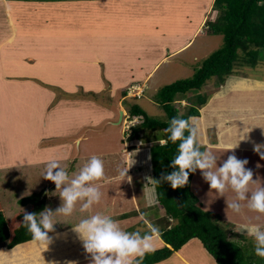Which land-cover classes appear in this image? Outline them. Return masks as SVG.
I'll return each instance as SVG.
<instances>
[{
    "label": "crops",
    "instance_id": "1",
    "mask_svg": "<svg viewBox=\"0 0 264 264\" xmlns=\"http://www.w3.org/2000/svg\"><path fill=\"white\" fill-rule=\"evenodd\" d=\"M214 2L215 0H0V58L9 60L5 62L7 68H0L1 75L5 77H0V155L8 152L4 147L7 148V139L11 138L16 144L18 156L22 158L31 153L48 154L52 157V154L61 152L67 159L71 154V144H50L63 132L56 128L58 133H42L53 126L49 124L48 118L60 106L69 107L65 112L74 117L72 121L68 118L71 126L77 125L80 117L97 113L93 114L95 121L92 119L90 123L80 125L81 130L95 122L113 126L120 124L122 120L115 122L114 119V101L111 110H104L95 104H99V100L95 102L90 96H76V93L81 90L85 93L93 92L92 95L95 92L103 94L105 89L114 95L117 90H127L129 88L124 87L128 80L121 83L118 80L121 74H125L122 66L126 70L132 69L133 74L140 73L146 63L143 60H153V64L157 65L173 54L184 52L200 34L203 37L211 36L205 31L206 24L213 15ZM191 13H198V22H191L190 19L194 18ZM201 22L205 24L199 26ZM34 79H38V82ZM263 81L246 80L253 89L250 87L242 90L244 93L257 94L258 101L246 102L239 107L233 103L228 104L233 100L228 93H223L224 88L210 99L214 102H209L204 107V114L201 113L197 118L203 120L202 136L200 137L197 129V140L206 147L205 151L221 155L217 166L229 155H238L237 158L243 160L246 153H258L254 150L256 145H264ZM106 83H110L111 87L106 89ZM238 90L241 91V88ZM220 96L224 98L217 102ZM81 107L86 109H78ZM226 108L229 109L228 115L223 114ZM205 114L209 116L206 120ZM213 118H219L214 130L207 126V120ZM38 122L42 126L37 130ZM236 123L240 125L239 128ZM207 130L214 131L215 138L210 143L207 142ZM260 152L264 153V147H261ZM38 161L40 160H35L32 166L38 167ZM249 162L245 166L248 169L254 167ZM200 173L197 169L192 180V191L205 211L215 213L212 206L218 200L212 193H217L210 189L203 178H198ZM253 180L264 184V172L263 179ZM144 182V209L112 217L125 231L144 234L150 232V225L157 226L159 230L172 225V220L164 217L165 211L159 206L158 200L149 207L147 201L153 195V185H147L146 179ZM256 186L250 185L252 188ZM132 197H135L133 206L137 209L136 195ZM226 200L231 201L232 198ZM228 215L237 223L236 233L240 235H245L240 231L241 225L254 223L264 227V215L249 211L246 205L239 214L231 211ZM162 223L164 225H160ZM74 227L49 233L50 242L45 248L50 253L49 259H44L43 262L40 258L34 264H91V254L85 251L83 241ZM163 246L159 236L155 241V250ZM45 250L40 254L44 256ZM37 253L39 252L35 254ZM26 257L20 259V262L23 259L25 262ZM136 260L134 264H138ZM157 264L215 263L202 244L193 240L170 258Z\"/></svg>",
    "mask_w": 264,
    "mask_h": 264
},
{
    "label": "rangeland",
    "instance_id": "2",
    "mask_svg": "<svg viewBox=\"0 0 264 264\" xmlns=\"http://www.w3.org/2000/svg\"><path fill=\"white\" fill-rule=\"evenodd\" d=\"M191 15L194 16V18L190 19L191 22H198V13H191ZM1 20L2 15L0 14V22ZM204 24V22L203 24L201 22L199 26ZM204 29L205 27L203 26L202 30ZM223 44L224 42L222 36L203 37V35L200 34L195 42L179 55L173 54L171 58L169 57L167 60H163L157 65L153 64V60H143L146 63L140 73L133 74L132 72L134 71L132 69L126 70V67L122 66V72L125 74H118V76L120 75L118 80L120 83L121 81L128 80L124 88L128 87L130 90H117L114 92V95H112L111 92H108L109 90L105 91V89L103 90V94L95 92V95L79 90V92L76 93V96H90L95 102L99 100V104L95 102L93 103L101 106L104 110L105 108L111 110V105L114 101L115 104L112 111H114L116 115L114 114L115 118L112 115L111 116L116 122L120 120L119 117L121 116V112H123L122 121L120 124L114 126L103 122H95L94 124H89V127L81 130V128H79L80 125L82 124L84 126L90 123L92 119L95 121L96 118L93 114L97 113H91L88 117H80L77 121L78 124L71 126L69 121L74 120V117L72 115L68 116V112H65L68 111L69 107H58V109L55 112H52V115L48 118L49 124H53V126L48 130H43L42 133H56L57 129L58 131L63 132V134H58L57 138L54 141H51L50 144L58 145L60 142H67L68 144H71V154L69 153L67 159L64 158L63 153L61 152L52 154V157L48 154L41 153L40 155H34L31 153L25 154L22 158L17 154V147L14 140L8 138V146L7 148L4 147V149H7L8 152L4 153V155H0V168H5L0 169V199L5 207L4 209L7 219H12L21 209V206L19 205L21 199L34 193H39L42 190L48 194V208L55 211L58 207H60L62 201L59 196V190H56L55 184L52 181L43 178L46 165L51 160L58 161L61 166L68 171L71 178L79 172V170L92 156L99 157L104 163V178L100 181L94 182L102 193L100 203L94 205L87 212H81L80 203H78L71 216L56 215L54 217L55 224L53 231H62L64 228L76 226L81 219L87 218L95 213H102L110 217H115L122 213H128L129 211L141 212L145 206L144 196H146L144 180L146 176L152 177L150 148L153 145V141H143L142 143L139 142L136 145L129 142L128 137L132 133L133 126L138 124V121L141 120L140 118L131 119L129 111L133 105L138 104L151 118L165 122L167 120L166 114L164 110L155 102L157 92L164 86L170 85L176 81L193 78L196 70L201 66L202 62L212 53L222 48ZM6 61L8 62L9 60L0 58V68H7V64H5ZM0 77L5 79L3 75ZM246 80H264V49L260 50L259 62L255 67H240L238 69V74L229 77L226 83L218 89L215 88L212 81H209L204 89L198 93L211 94L212 99L216 97L218 92H221L225 88L223 93L225 95L228 93L230 95V99L233 100L232 102L229 101L228 104L233 103V105L237 107L243 106L246 102L251 103L259 100L257 94L253 92L244 93L242 91L250 87L253 89V86L248 84ZM34 81L38 82V79H34ZM233 84H235L234 87ZM105 87L106 89H108V87L110 88V83H106ZM239 88H241V91L238 90ZM61 93L62 92L59 91V95L62 96ZM124 93H126V96ZM191 95L193 96L194 94L192 93ZM222 98L224 97H218L219 100L217 102H219ZM209 102L214 101L209 100ZM185 104V101L181 103L182 111ZM204 107L200 110L203 114L205 112ZM64 108L66 110H64ZM78 109H86V107ZM226 109L227 110L224 111L223 114L228 115L229 109ZM208 117L209 116L205 114V120ZM217 122H219V118L207 120V126L214 130ZM191 123L196 127V133L198 129L201 137L203 132L201 123H203V120L193 118ZM235 125L237 128L240 127L238 123ZM41 126L42 124L38 122L36 129H40ZM69 130H71V135L68 134ZM206 133L207 142L210 143V141L215 138L213 134L214 131L207 130ZM144 136L145 135L143 134V137ZM60 139L62 140L60 141ZM43 143L44 144L42 146H44L47 141ZM1 151L2 148L0 149V153ZM209 152L212 153V151ZM216 156L218 161H220L219 158L221 159V155ZM236 157H238V155ZM37 159L40 160L38 161V167L32 166L33 162ZM245 159L250 161L249 164L254 165V167L249 168L253 172V179H263L264 158L261 157L260 153H246ZM17 167L19 169H16ZM126 169H128L127 176L131 177V182H129L126 178L122 181V178L119 175L120 171ZM198 178H203L201 173L198 175ZM133 195H136V204L138 201L137 209L133 206L135 200V197H132ZM212 196L218 200L214 203V206H212L215 210V214L219 215L224 222L229 223L231 225L230 231L237 235H230V241L241 247L245 251L246 255H249L250 251L251 254L258 257L255 255L254 251V239L246 234L243 235L244 238L239 237L240 234L236 233L238 229L236 227L237 223H234L231 220L230 215H228L232 210L227 208L226 199H234L235 193L229 189L223 197L215 195L214 193H212ZM200 206L202 207L201 204ZM232 213L234 212L232 211ZM165 216L166 213H164V217ZM160 225H164V223ZM35 241L36 240L32 242ZM43 253L44 256L43 254H40V252L35 255H28L25 262H23L24 259L21 260V262L20 259L17 261L19 264H34V262H39L40 258H42L41 261L44 262V259H49L50 253L48 251L46 252V250ZM2 257H4L3 254ZM2 257L0 252V261H2ZM256 261L260 264L264 263V259L257 258Z\"/></svg>",
    "mask_w": 264,
    "mask_h": 264
},
{
    "label": "trees",
    "instance_id": "3",
    "mask_svg": "<svg viewBox=\"0 0 264 264\" xmlns=\"http://www.w3.org/2000/svg\"><path fill=\"white\" fill-rule=\"evenodd\" d=\"M206 26L207 35L223 37V47L202 62L193 78L176 81L157 92L155 102L164 110L167 120L162 122L151 118L138 104L133 105L129 111L131 119H141L133 126L129 142L136 145L143 141H153L150 148L152 178L159 179L162 173L174 171L169 165L177 154L180 141H168L164 145L158 142L167 140L165 129L169 121L177 116L183 119L200 117V110L208 104L212 95L198 92L209 81L218 89L229 77L237 75L240 67H255L258 64L260 50L264 49V0H215L212 18ZM183 101L186 104L182 111ZM197 143L204 152L206 147ZM195 173H189V182L182 188L173 189L168 182L155 186L158 204L164 209L166 220H172V225L160 230L163 248L147 253L142 259L138 258L136 263H160L189 242L197 240L215 264H260L256 261L260 257H255L250 251L246 255L241 247L230 241V235H237L230 231L229 223L224 222L219 215L202 209L192 191ZM19 205L21 209L8 220L0 199L2 264H19L22 257L47 249L46 243L32 242L34 239L22 221L25 211L39 213L48 207V194L44 190L34 193L21 199ZM239 237L244 238L243 235Z\"/></svg>",
    "mask_w": 264,
    "mask_h": 264
},
{
    "label": "clouds",
    "instance_id": "4",
    "mask_svg": "<svg viewBox=\"0 0 264 264\" xmlns=\"http://www.w3.org/2000/svg\"><path fill=\"white\" fill-rule=\"evenodd\" d=\"M192 119L173 117L165 129L168 133L167 140L158 141L161 145L168 141L180 143L177 154L169 165L174 171L162 173L159 179L145 177L147 185H153L151 190L153 195L147 201L149 207L157 202L155 186L168 182L173 189L182 188L189 182V173L199 169L210 189L215 190L218 196H225L229 189L235 193L234 199L226 200L227 208L234 213L239 214L246 205L249 211L264 215V184L253 180L252 170L245 167L248 160L238 159L232 154L217 166L216 155L200 150ZM185 131L188 132L187 136ZM261 147L264 145H256L254 150L264 158V153L260 152ZM127 171L128 169L122 170L119 175L122 181L126 178L131 182ZM104 175V163L97 156H92L71 178L58 161L51 160L46 165L43 178L55 184L62 203L55 211L46 207L39 213L24 212L22 223L32 238L48 244L50 242L48 233L53 231L56 215L71 216L78 203L81 212H87L99 204L102 193L94 182L102 180ZM250 185L257 186L252 188ZM74 231L83 241L85 251L91 254V264H134L136 258L142 259L147 253L155 251V241L160 235V230L155 225H150V232L144 234L125 231L112 217L102 213L81 219L74 227ZM240 231L254 239L255 255L264 258V227L250 223L241 225Z\"/></svg>",
    "mask_w": 264,
    "mask_h": 264
},
{
    "label": "water",
    "instance_id": "5",
    "mask_svg": "<svg viewBox=\"0 0 264 264\" xmlns=\"http://www.w3.org/2000/svg\"><path fill=\"white\" fill-rule=\"evenodd\" d=\"M122 113H123V112H121V119H120V121L122 120V115H123Z\"/></svg>",
    "mask_w": 264,
    "mask_h": 264
}]
</instances>
